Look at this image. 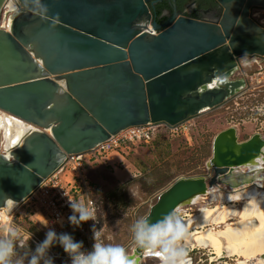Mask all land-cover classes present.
I'll use <instances>...</instances> for the list:
<instances>
[{
	"label": "water",
	"instance_id": "water-1",
	"mask_svg": "<svg viewBox=\"0 0 264 264\" xmlns=\"http://www.w3.org/2000/svg\"><path fill=\"white\" fill-rule=\"evenodd\" d=\"M213 1L214 17L174 13L161 24L149 0L19 2L9 28L0 27V111L34 128L8 156L0 153V208L27 198L65 154L88 152L131 126L176 125L240 95L238 59L264 56V26L250 17L264 0ZM258 160L261 134L239 141L229 126L212 140L210 173L177 177L143 217L156 223L207 188L264 178ZM127 255L131 264H160L135 244Z\"/></svg>",
	"mask_w": 264,
	"mask_h": 264
},
{
	"label": "rangeland",
	"instance_id": "rangeland-1",
	"mask_svg": "<svg viewBox=\"0 0 264 264\" xmlns=\"http://www.w3.org/2000/svg\"><path fill=\"white\" fill-rule=\"evenodd\" d=\"M252 11L258 13L257 18L264 26V7H254ZM233 78L245 79L246 87L242 93L193 117L186 135L159 134L148 145L111 151L88 161L86 169L97 187L96 200L105 243L119 244L130 253L134 247L130 227L135 219L147 213L157 194L177 177L210 173L205 162L211 157V143L219 131L235 126L239 141L246 140L253 133L264 138V56H241ZM136 186H139L138 190ZM129 188L135 192L134 197ZM226 190L229 187L217 188L218 192ZM209 204L210 197L205 195L198 205L187 204L180 208L192 214L199 205ZM236 204L239 208V203ZM15 223L42 238L38 224H28L26 219L20 223L15 220ZM36 244L29 240L24 242V247L29 245L34 249ZM49 251L56 257L55 264H70V258L66 257L61 246L54 245ZM224 255L222 259L212 261L210 250L195 248L189 252L188 258L192 264H236L234 257L225 258ZM156 262V258L144 260V264Z\"/></svg>",
	"mask_w": 264,
	"mask_h": 264
},
{
	"label": "built area",
	"instance_id": "built-area-1",
	"mask_svg": "<svg viewBox=\"0 0 264 264\" xmlns=\"http://www.w3.org/2000/svg\"><path fill=\"white\" fill-rule=\"evenodd\" d=\"M13 5L19 7V0H5L0 11V18L3 15L12 16L15 12ZM250 17L262 25V21L257 18L258 13H254L252 9ZM1 24L0 27H2ZM152 33L156 34V31L152 30ZM192 118L173 126L163 122L131 126L116 135L110 136L88 152L65 154L59 166L46 178H43L27 198L17 202V206L11 212L13 217L7 214L0 216V228L5 224L4 218L8 220L7 223L9 221L15 223V220L20 223L26 219L28 224H38L42 230V238H38L28 229H25L23 225L18 224L22 227L23 233L31 234L30 240L32 242H42L46 237V232L51 228L57 233L67 232L80 238L83 241L84 250L90 251L94 243L93 226L98 230L100 229L102 238L103 231L96 200L97 187L90 179L86 169L88 161L94 156L106 155L111 151H124L131 147L148 145L159 134L186 135L190 129L188 123ZM1 137L0 132V153L8 156L9 150L2 145ZM71 201H82L88 204L94 212L95 220L82 222L79 226L72 225L68 219L73 214L70 206ZM56 255L59 257L58 254ZM66 257L68 256L66 255Z\"/></svg>",
	"mask_w": 264,
	"mask_h": 264
},
{
	"label": "clouds",
	"instance_id": "clouds-1",
	"mask_svg": "<svg viewBox=\"0 0 264 264\" xmlns=\"http://www.w3.org/2000/svg\"><path fill=\"white\" fill-rule=\"evenodd\" d=\"M19 2L24 3L25 0ZM13 10L19 11L18 6L13 5ZM136 187L138 190L139 186ZM129 191L134 197L132 188ZM244 195L251 197L252 193H240L237 198ZM16 206L13 200L8 199L2 209H5L8 216L13 217L11 212ZM70 206L73 214L68 219L72 225L79 226L82 222L95 220L93 210L85 202L71 201ZM190 227L177 207L156 223H151L147 217H138L132 223L130 231L135 246L146 253L158 254L160 264H190L186 243ZM30 238L31 234L23 233L20 225L12 221L4 224L0 228V264H55L49 251L54 245L63 248L70 258V264H131L126 249L119 244L105 243L100 229L94 226V243L90 251L84 250L83 241L75 240L67 232L57 233L51 228L34 249L29 245L24 247V242Z\"/></svg>",
	"mask_w": 264,
	"mask_h": 264
},
{
	"label": "bare ground",
	"instance_id": "bare-ground-1",
	"mask_svg": "<svg viewBox=\"0 0 264 264\" xmlns=\"http://www.w3.org/2000/svg\"><path fill=\"white\" fill-rule=\"evenodd\" d=\"M1 18V26L8 29L12 16L3 15ZM149 28L152 30L151 26ZM33 128L34 126L0 111V132L5 149L18 146L27 130ZM255 164L264 167V160H258ZM238 169L247 171L248 167ZM217 188L222 189L217 186L207 188L205 193L178 206L184 221L191 225L186 242L187 250H210L212 261L225 254V258L234 257L236 264H264V178L235 188L229 187L227 192H218ZM240 193H252V196L244 195L238 199ZM205 195L210 197V204L199 205L195 213H186L180 208L187 204L198 205ZM236 203H239V208ZM2 215L5 216L6 212L1 208L0 216ZM7 221L4 218L5 224Z\"/></svg>",
	"mask_w": 264,
	"mask_h": 264
},
{
	"label": "flooded vegetation",
	"instance_id": "flooded-vegetation-1",
	"mask_svg": "<svg viewBox=\"0 0 264 264\" xmlns=\"http://www.w3.org/2000/svg\"><path fill=\"white\" fill-rule=\"evenodd\" d=\"M162 0H150V3L153 6L154 4L159 3ZM168 8H162L161 15L166 16V21L171 20L174 13L179 15H185L196 19L211 18L219 14L220 7L216 2L212 0L211 3H206L202 7H198L196 0H189L184 3L181 9H178L176 0H167ZM193 5V8L191 7ZM198 249V248H197ZM192 250L188 251L191 252ZM190 259V258H189Z\"/></svg>",
	"mask_w": 264,
	"mask_h": 264
},
{
	"label": "trees",
	"instance_id": "trees-1",
	"mask_svg": "<svg viewBox=\"0 0 264 264\" xmlns=\"http://www.w3.org/2000/svg\"><path fill=\"white\" fill-rule=\"evenodd\" d=\"M189 0H176L178 9H181L182 5ZM198 3V7H202L206 3H211L212 0H196ZM150 2V0H149ZM168 1L162 0L157 4L151 6V10L153 13V18L156 20L158 24L164 23L166 21V16L161 15L162 8H168Z\"/></svg>",
	"mask_w": 264,
	"mask_h": 264
},
{
	"label": "snow or ice",
	"instance_id": "snow-or-ice-1",
	"mask_svg": "<svg viewBox=\"0 0 264 264\" xmlns=\"http://www.w3.org/2000/svg\"><path fill=\"white\" fill-rule=\"evenodd\" d=\"M158 255V254H157Z\"/></svg>",
	"mask_w": 264,
	"mask_h": 264
}]
</instances>
